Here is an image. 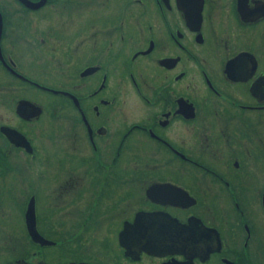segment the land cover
I'll list each match as a JSON object with an SVG mask.
<instances>
[{
    "label": "flooded vegetation",
    "instance_id": "1",
    "mask_svg": "<svg viewBox=\"0 0 264 264\" xmlns=\"http://www.w3.org/2000/svg\"><path fill=\"white\" fill-rule=\"evenodd\" d=\"M0 90V264H264V0H0Z\"/></svg>",
    "mask_w": 264,
    "mask_h": 264
},
{
    "label": "water",
    "instance_id": "2",
    "mask_svg": "<svg viewBox=\"0 0 264 264\" xmlns=\"http://www.w3.org/2000/svg\"><path fill=\"white\" fill-rule=\"evenodd\" d=\"M23 101L24 100H19L16 104V107H15V111L20 115H23L22 107H21V104L23 103ZM38 109L39 108H36V110H38ZM2 130L6 134V136L10 140H13V141H14L13 138L15 136L21 135L17 130H15L14 128H10L8 126H2ZM32 199H33L32 197H30L28 199L27 207L25 209V216H26L25 222H26L27 231H28V233L32 239L39 240L41 244L52 243L53 242L52 240L43 238L40 234H38V232L35 230V228L33 226L32 212H31ZM128 230L129 229L126 225L120 230L119 239H120L121 244H123L122 239H124V236H127ZM131 230H132V228H131ZM134 231L139 233V237L144 238L143 239L144 241H138L137 240L138 242L136 243V247L153 248V247H155V245H153L152 243L149 242L151 239L161 237L164 235L168 236V233L173 235L175 238H177L181 235L182 229L177 224H169V226L165 229H144V228L136 229L135 228L132 230V232H134ZM124 245L126 246V244H124ZM156 246H161V245H156ZM170 246H172V245H170ZM17 264H50V263H47L44 261H39L37 263H29L26 261H21V262H18Z\"/></svg>",
    "mask_w": 264,
    "mask_h": 264
},
{
    "label": "rangeland",
    "instance_id": "3",
    "mask_svg": "<svg viewBox=\"0 0 264 264\" xmlns=\"http://www.w3.org/2000/svg\"><path fill=\"white\" fill-rule=\"evenodd\" d=\"M3 90H6L9 94H18V93H20V92L22 91V88H21L20 86H18V85H14V84H13V85H7L6 87H4ZM0 91H1V90H0ZM39 98H40L41 100H43V99L46 98V97H45L44 93L40 92V93H39ZM12 115H13V111H12V109H11L9 103H7L5 107H2V106L0 105V117H6L7 119H9ZM12 158L15 159V160H17V159L19 158V155L12 156ZM28 166H30V165L28 164ZM31 169H32V170H35V168L33 167V168L28 169V171L31 170ZM44 174H45L46 176H48L49 171H48L47 168L44 169ZM9 175H10V174H9ZM28 176H29V175H28V173H27V175H26L24 178H26V177H28ZM12 178L18 180V178H20V173H18V174H16V175L12 176ZM21 181H22V179H21ZM10 189H11V190H16V186H15V185H11V186H10Z\"/></svg>",
    "mask_w": 264,
    "mask_h": 264
}]
</instances>
